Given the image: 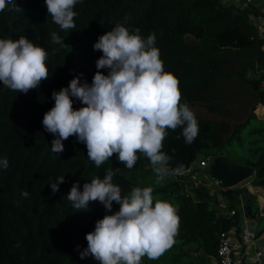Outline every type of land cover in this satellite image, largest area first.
Listing matches in <instances>:
<instances>
[{
    "label": "trees",
    "instance_id": "obj_1",
    "mask_svg": "<svg viewBox=\"0 0 264 264\" xmlns=\"http://www.w3.org/2000/svg\"><path fill=\"white\" fill-rule=\"evenodd\" d=\"M13 2L22 11H10L9 5L0 12V39L26 36L44 48L49 78L26 94L0 83V161H8L7 168L0 165V264H99L91 256L80 258L87 248L85 236L119 205L113 202L109 212L96 201L77 211L67 199L73 183L82 190L94 177L102 179L119 168L113 183L122 195L140 187L122 174L125 165L116 154L96 167L75 136L62 141L63 152L53 153L56 137L42 124L54 106L53 91L77 77L91 84L102 56L93 45L116 24L130 32L139 29L144 38L155 34L164 70L179 80L180 103L195 113L199 127L191 144L185 143L182 128L167 130L162 151L172 158L167 168L175 180L153 189V196L178 208L179 228L171 248L156 260L143 257L140 264H210L221 214L212 205L211 190L191 181L197 160L225 157L250 167L255 184L264 187V120L255 115L264 106V38L249 8L237 9L224 0H79L73 9L75 27L63 30L48 15L44 0ZM53 32L65 46L52 43ZM71 99L74 110L84 106ZM137 155V162L151 166L142 153ZM61 176L64 183L53 194L49 184ZM221 194L234 208V191Z\"/></svg>",
    "mask_w": 264,
    "mask_h": 264
},
{
    "label": "clouds",
    "instance_id": "obj_2",
    "mask_svg": "<svg viewBox=\"0 0 264 264\" xmlns=\"http://www.w3.org/2000/svg\"><path fill=\"white\" fill-rule=\"evenodd\" d=\"M48 15L63 30L75 27L73 10L79 0H44ZM22 11L13 0H0V12ZM54 44L65 46L51 33ZM156 37L144 38L139 29L131 32L122 24L98 37L94 50L102 52L96 61V73L89 85L73 78L67 88L53 91L54 106L44 114L45 131L53 134V153L63 152L62 141L75 136L87 149V157L100 167L114 154L127 169H132L142 153L150 162L160 184L172 159L162 151L167 130L182 128L185 143L191 144L198 135L195 113L180 103L179 80L164 70ZM44 48L34 45L26 36L18 40L0 39V83L8 89L27 93L49 78ZM101 69H107L104 75ZM72 97L83 107L73 109ZM174 151V150H173ZM0 165L7 168L5 158ZM120 169L108 170L101 179L73 183L67 199L77 211L87 210L98 201L106 211L113 202L119 210L95 222L86 234L87 248L80 258L91 256L99 264H140L143 257L158 259L174 244L179 228L178 208L168 201L153 198L152 187H133L122 195L113 183ZM64 183L58 177L49 186L53 194ZM27 197V192H22Z\"/></svg>",
    "mask_w": 264,
    "mask_h": 264
},
{
    "label": "crops",
    "instance_id": "obj_3",
    "mask_svg": "<svg viewBox=\"0 0 264 264\" xmlns=\"http://www.w3.org/2000/svg\"><path fill=\"white\" fill-rule=\"evenodd\" d=\"M225 1L226 0H224V2ZM234 4L235 5H230L242 9V7H239L237 0H235ZM243 8L247 7L243 6ZM248 8L251 21L258 27V30L263 33L264 5H254ZM255 115L259 119L264 120V106L259 105L255 110ZM197 161L195 165L205 161L204 163H206V166L204 168L199 166L198 173L204 170V172L201 173L207 175V169H209L210 165L209 160L200 157ZM195 165L193 169H196ZM205 177L203 184H206L208 187L211 185V194L215 197L212 205L220 211L221 216H225L231 221L232 217H229V213L233 210L237 213L233 218L236 220L237 224L232 225L228 234L234 246L233 257L236 264H264V187H259L255 184L256 178L255 174H253L252 177L230 188V190L234 191V195L238 196L236 202H238L239 205H235L233 203L234 199L232 198L231 203L234 205V208H229V200L221 194L224 188L221 189L211 177H208L209 179ZM244 189H246L247 192H244ZM246 208H249L248 214L245 211L240 212V209L245 210ZM186 247L188 249L194 248L191 245ZM258 253H260V256L257 255ZM210 264H218L216 257L210 260Z\"/></svg>",
    "mask_w": 264,
    "mask_h": 264
},
{
    "label": "water",
    "instance_id": "obj_4",
    "mask_svg": "<svg viewBox=\"0 0 264 264\" xmlns=\"http://www.w3.org/2000/svg\"><path fill=\"white\" fill-rule=\"evenodd\" d=\"M209 169L207 173L209 176L218 183V186L224 189H230L246 179L253 176V170L250 167H243L234 164L227 160L225 157H216L209 159ZM180 170V168H179ZM258 181V179H256ZM244 192H247L244 189ZM238 196H233V203L239 205L236 202ZM240 198V197H239ZM245 211L249 213V208L245 210L240 209V212ZM217 225L220 227V233L230 232L232 228V222L225 216H220L216 219Z\"/></svg>",
    "mask_w": 264,
    "mask_h": 264
},
{
    "label": "rangeland",
    "instance_id": "obj_5",
    "mask_svg": "<svg viewBox=\"0 0 264 264\" xmlns=\"http://www.w3.org/2000/svg\"><path fill=\"white\" fill-rule=\"evenodd\" d=\"M234 2H235V0H226L224 3L226 5H230V4L235 5L236 3L234 4ZM237 3H239V7L243 8V4H242L241 0H237ZM233 7L236 8L235 6H233ZM237 9H241V8H237ZM195 166H196L195 167L196 169H194V171L191 172L190 176H191L192 183L195 184L196 186H198L199 184H203L204 183V181H205L204 177L205 176L207 178L210 177V176L207 173H206L207 175L202 174L204 172V170H203V172L200 171L199 172L200 174H199L198 173V169H199L200 164H196ZM205 171H206V168H205ZM207 171H208V169H207ZM122 174L125 177H127L129 180H131L132 182H134L137 185H139L141 188H143V187H152L153 189H155L157 187L163 186V185L175 180V175L168 169L167 174L165 175L163 181L160 184H157L156 183L157 175H156L155 171L153 170V167L152 166L142 165L139 162H137L132 169H127L124 166V170H123ZM208 188L210 190H212L211 189V185ZM221 189H223V188H221ZM153 198H154V200L160 199L158 196H153Z\"/></svg>",
    "mask_w": 264,
    "mask_h": 264
},
{
    "label": "built area",
    "instance_id": "obj_6",
    "mask_svg": "<svg viewBox=\"0 0 264 264\" xmlns=\"http://www.w3.org/2000/svg\"><path fill=\"white\" fill-rule=\"evenodd\" d=\"M244 7H252L254 5H264V0H241ZM264 38V32L262 34ZM262 88L264 89V80L262 81ZM206 163L200 162V167L204 168ZM194 170V169H192ZM218 185V183L216 182ZM236 214V211L233 210L229 213V217H233ZM229 232L220 233L217 252H216V260L218 264H236L233 253L234 246L232 244L231 238L229 237ZM260 256V253L257 254Z\"/></svg>",
    "mask_w": 264,
    "mask_h": 264
}]
</instances>
